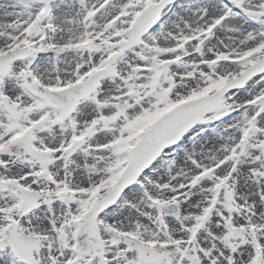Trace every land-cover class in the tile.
<instances>
[{
    "label": "snow or ice",
    "instance_id": "6c2138e0",
    "mask_svg": "<svg viewBox=\"0 0 264 264\" xmlns=\"http://www.w3.org/2000/svg\"><path fill=\"white\" fill-rule=\"evenodd\" d=\"M0 264H264V0H0Z\"/></svg>",
    "mask_w": 264,
    "mask_h": 264
}]
</instances>
